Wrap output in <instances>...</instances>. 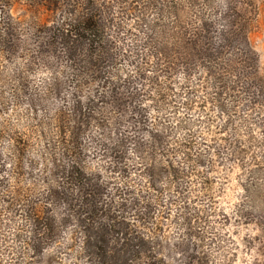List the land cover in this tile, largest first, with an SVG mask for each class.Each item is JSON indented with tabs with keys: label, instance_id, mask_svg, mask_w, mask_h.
<instances>
[{
	"label": "rangeland",
	"instance_id": "374dc122",
	"mask_svg": "<svg viewBox=\"0 0 264 264\" xmlns=\"http://www.w3.org/2000/svg\"><path fill=\"white\" fill-rule=\"evenodd\" d=\"M0 264H264V0H0Z\"/></svg>",
	"mask_w": 264,
	"mask_h": 264
}]
</instances>
